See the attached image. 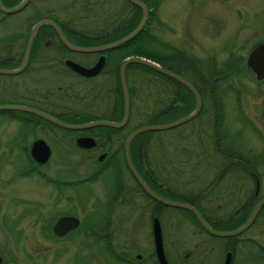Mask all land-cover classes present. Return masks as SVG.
I'll use <instances>...</instances> for the list:
<instances>
[{"label": "rangeland", "instance_id": "rangeland-1", "mask_svg": "<svg viewBox=\"0 0 264 264\" xmlns=\"http://www.w3.org/2000/svg\"><path fill=\"white\" fill-rule=\"evenodd\" d=\"M151 1L154 4L149 10L153 14L148 17L147 36L142 38L145 39L143 44L147 43L163 56L179 53L184 59L183 62L191 61L195 65V72L200 74H207V69L214 74L220 73L222 80L212 86L217 96L223 99V104L221 102L222 106L218 110L219 119L214 116L217 106L208 101L213 105L210 106L211 109L208 107L210 110L207 116L204 112L198 119H190L172 128L141 132L132 139L131 148L145 142L152 162L160 166L159 175L166 187L161 194L168 200L188 203L185 197L189 198L193 193H203L206 187L199 183L204 184L213 174L220 171L218 161L227 150H234L248 159L252 158L251 160L255 157L260 160L257 161L258 165L254 166V171L258 176V196L264 197V124L260 116L261 109L264 108V81L255 83L245 66L247 53L257 43L264 42V0ZM122 5V0H30L19 13L2 16L0 37L9 40L10 34L16 33L20 35L17 43L22 48L29 27L36 20L31 17L32 14L34 18L50 17L59 22L70 20L77 29L90 32L104 27L108 22H114L117 9ZM25 17L31 19L25 22ZM48 53L57 51L51 46L40 51L41 57L48 56ZM72 55L73 59L82 62L95 58L91 53ZM174 67L179 69L180 66ZM180 70L187 74L182 67ZM128 76L130 112L125 123L126 133L141 126L169 123L182 116L181 107L174 111L167 104L169 94H160L159 77L147 73L138 75L137 72ZM10 78L0 75V105L8 100L21 98L26 88L31 87L36 100L39 93L48 92V100L52 103L47 109L57 113L54 114L55 117L68 124H79L83 121L68 113H83L91 119H105L111 112L108 111L111 95L107 93L113 82L109 81L107 85L103 73L93 79L84 80L62 67L48 69L36 74L34 80L30 76L20 79L15 90L9 87L12 82ZM59 86L61 90H57ZM98 89L101 90L100 94ZM14 126L13 120L0 117V132L3 137L9 135ZM39 133L41 132L36 131V135ZM131 159L134 165L137 164L135 155H132ZM92 162L94 158L92 161L83 162V171H89ZM121 164L123 166V163H117L116 168L121 167ZM20 166L22 164L2 163L0 176H11V169ZM236 177L234 173L223 175L221 183L224 189L220 191L222 199L213 200V206L224 199L228 200V204L234 203V195L237 192H231L229 189L239 188L242 181L246 182L245 179L238 180ZM113 178V171L107 169L96 181L92 180L83 185L80 198L84 210L90 211L92 204L96 203V198H105L106 192L112 188ZM12 181L3 187L0 186V202L8 204L9 209L13 206L10 201L12 187L16 185L19 189H24L20 192L22 196L27 197L26 195L30 194L37 202L46 203L47 187L36 177L31 183L21 178ZM229 183L233 185L229 186ZM241 193L238 192L236 197ZM195 204L202 207L203 203L195 201ZM229 207L230 205H227L223 207L224 211L218 209L213 214L225 218L234 213ZM135 210L132 212V220L136 214L142 213L141 208ZM202 213L208 214L204 211ZM137 222L139 223L136 232L141 233L145 224L140 218ZM223 223L216 225L215 230L228 231ZM161 225L165 250L170 260L175 259L179 252L195 249L193 257L197 264L205 241L219 244L228 240L226 237H213L201 230L192 217L180 208L163 206ZM246 238L257 242L264 253V214L254 218L248 229L238 236L242 241ZM246 252L245 247L237 250L235 264H255L246 257ZM213 260L216 263L219 261L217 248ZM58 264H64L63 260ZM66 264H69V261ZM256 264H264V260Z\"/></svg>", "mask_w": 264, "mask_h": 264}, {"label": "flooded vegetation", "instance_id": "flooded-vegetation-1", "mask_svg": "<svg viewBox=\"0 0 264 264\" xmlns=\"http://www.w3.org/2000/svg\"><path fill=\"white\" fill-rule=\"evenodd\" d=\"M22 9L11 14L19 13ZM2 16L4 14L0 12V28H2L3 23ZM31 17L34 19L33 14ZM31 17H25V22H28ZM40 19H50L55 22L65 39L69 43L76 45L67 39L58 20L50 17H42L38 20ZM37 21L34 20L30 25L22 48L17 43L20 40V35L16 33L10 34L13 38L8 41L3 39V36L0 37V68H17L20 65L30 28ZM52 33L54 35L53 41H59L53 29ZM49 46L53 47L57 53H48V56L41 57L40 51ZM63 47L64 49L60 48L56 43L50 44L47 40H43L35 50L31 44L23 68L17 73L5 75L11 77L12 82L9 87L15 90L17 81L20 79L30 76L34 80L35 75L42 71L61 67L84 80L93 79L103 73L106 76V84L109 85L111 74L109 70H104L106 62V54L104 52L93 53L92 55H95V58L82 62L72 58V54H81L80 52L71 51L65 46ZM99 55L105 56L104 65L98 74L92 77L78 75L64 64L65 59H70L81 66L89 67L94 64ZM170 63L172 67L167 70L182 77L198 93L199 109L197 114L191 119H198L204 112L207 116L211 109L210 106L213 104L217 106V110L221 108L223 99L217 96V93L211 91L212 85L222 80L223 76L220 73L214 74L211 70H206L207 74L202 73L201 75L200 73L196 74L192 64L180 63L175 60ZM174 66L182 67L187 74L181 72L180 67L177 69ZM249 72L255 83L264 81V78L255 79L254 74L250 70ZM158 77L160 80V94H169L168 96H170L169 102H167L170 108L175 111L178 107H181L182 116L191 112L194 108L192 94L177 81L162 74H159ZM111 86L107 93V95H111L109 98L111 104L108 103V111H111L109 114L113 112L114 99L113 85ZM30 89L31 87L26 88V92L21 98L8 100L3 105L33 108L55 117L54 114L57 113L47 109V106L52 103L48 100L49 93H39L36 100L33 96V89ZM57 90H61V86ZM98 90L100 94L101 90ZM208 101L213 102V104H209ZM263 110L264 108L261 109L260 114H262ZM0 117L13 120L15 123L9 135L3 137L0 132V165L2 163L22 164L20 167L11 169V176H0V186L3 187V185L13 182L12 180L15 179L16 181L20 178L22 180L26 179L31 183L36 177L47 187L45 194L46 203L37 202L33 195L30 196V194H27V197L22 196L20 192L24 189H19L20 187L18 188L17 185L12 187L13 195L11 194L10 197L13 206L9 209L8 204L0 202V264H58L62 260L64 264L67 261H69V264H159L154 250V219L159 224L162 251L167 263L195 264V258L193 257L195 249L179 252L178 256L173 260H170L167 256L161 225L162 207L164 205L146 194L126 167L123 143L130 131L128 133L125 132V124L120 128L94 126L70 130L61 128L25 110H0ZM90 120L94 119L90 118L82 121V123ZM36 131L41 133L36 135ZM81 137L92 138L94 145L88 148L78 146L76 140ZM36 140H42L48 147V156L43 163L36 161L31 154L32 144ZM130 145L129 157L131 158ZM56 147L59 150H54ZM134 149L138 150V160L141 164L137 169L132 164L134 169L144 184L154 194L163 197L161 192L166 187H164L162 178L159 175L160 166L156 162H152L153 159L149 156L145 142L137 144ZM35 151H33L34 154ZM66 153H72V155L68 156ZM93 158L94 162L88 169L89 171H83L82 163L92 161ZM220 158H222L218 161L220 171L213 174V177L204 184L199 183L206 187L205 190L202 189L203 193H193L189 198L185 197L187 202L194 206L198 212L204 211L208 213L204 214L203 218L207 220V224L212 229L216 225L225 222L223 217H217L213 212L218 209V211H224L227 205H230V211L238 212L242 209L245 202L259 197L258 189L255 190L256 183L258 185V176L253 167L258 165L257 161L260 160L255 157L253 160L251 158L248 161H243L237 156H226L224 154ZM117 163H123V166L121 164V167L116 168ZM243 163L246 164L245 168L241 165ZM107 169H111L114 176L111 190L108 193L106 192L104 199L96 198V203L92 204L90 211L84 210L80 198L83 185L90 182L88 179L91 178L96 181ZM228 169L233 170L226 171ZM84 173L87 174L84 175ZM230 173H234L237 176L236 179H245L246 182L242 181L239 188L229 189L231 192H237L234 195L236 198L234 203L230 204V202L228 204V200L224 199L221 203H215L213 206V200L219 201L222 199L220 191L224 189L221 183L223 175ZM201 180L203 181L204 179L202 178ZM232 185V183H229V186ZM1 187L0 191H2ZM238 192L242 193L236 197ZM225 194L227 195V193ZM195 201L202 202L204 205L202 204V207H200L195 204ZM137 208H141L142 213L136 214L135 219L132 220V212L136 211L135 209ZM67 216L75 218L76 223L72 226H60L55 230L54 226L58 219ZM139 218L145 224L143 227L144 231L141 233L140 231L136 232ZM238 236L236 235L234 239L224 237L228 240L219 244L205 241L202 245V255L198 257L197 264L205 261L208 264H222L227 252L231 256L230 264H235V254L242 247H245L247 251L244 253L248 255L246 257H249L256 264L260 257L257 252V249L261 248L260 245L252 238H246L244 239L245 241L240 242ZM216 248L219 256L217 263L215 260L212 261ZM197 251L199 254L198 248ZM62 255L64 256L62 257Z\"/></svg>", "mask_w": 264, "mask_h": 264}, {"label": "water", "instance_id": "water-1", "mask_svg": "<svg viewBox=\"0 0 264 264\" xmlns=\"http://www.w3.org/2000/svg\"><path fill=\"white\" fill-rule=\"evenodd\" d=\"M28 0H19L16 4L6 7L3 6L2 3L0 2V12L3 14H11L19 11L22 9L26 4ZM130 4L138 7L141 11V16L140 19L137 23V25L126 35L111 41L107 42L104 44H99V45H94V46H77L69 43L63 34L61 33L60 29L56 25L55 22H53L50 19H40L37 22H35L32 27L30 28L29 34L27 36L26 42H25V48L23 52V57L20 65L17 68H0V74L4 75H10L17 73L20 71L23 66L25 65L27 54L30 50L34 35L38 28H40L43 25H47L51 27L55 34L57 35L59 41L63 46H65L68 50L75 51V52H80V53H98V52H104L108 49H113L116 48L117 46L129 41L132 39L136 34L139 33V31L143 28V25L147 19V8L146 6L140 1V0H126ZM105 61V56L104 55H99L97 60L94 62L93 65L89 67H84L81 66L80 64L70 60V59H65L64 64L77 73L78 75L84 76V77H92L98 74V72L102 69ZM129 64H138L142 65L144 67H147L149 69H152L153 71L162 74L168 78H171L172 80L177 81L181 85H183L193 96L194 98V108L191 112H189L186 115H183L179 117L178 119L171 121L169 123H164L160 125H146V126H141L137 127L133 130H131L126 138L124 139L123 143V151H124V160L126 167L130 171L131 175L134 177V179L138 182L140 187L148 194L150 197H152L154 200L158 201L164 206H169L173 208H180L188 211L195 221L198 223V225L201 227L203 231L208 233L209 235L216 236V237H231V236H236L246 230L256 214L258 213L260 207L264 204V197H260L255 204L253 205L248 217L244 220L243 223H241L238 227L228 230V231H218L215 229H212L207 222L204 220L202 215L198 212V210L192 206L189 203H181V202H174L171 200H168L166 198L160 197L156 194H154L141 180L139 177L138 173L134 169L130 157H129V144L132 141V139L139 133L145 132V131H151V130H162V129H168L172 128L174 126H177L179 124H182L185 121L190 120L193 118L199 109V97L197 91L191 86L187 81H185L182 77L179 75L161 67L154 61H151L149 59L143 58V57H126L124 58L119 66H118V80H119V85L121 89V94H122V114L121 118L117 121L113 120H107V119H94L90 120L88 122H83L79 124H68L65 122H62L55 117L48 115L42 111L33 109V108H28V107H22V106H17V105H0V110H11V109H18V110H25L28 111L32 114H35L36 116H39L48 122L55 124L61 128L64 129H70V130H77V129H85V128H91L94 126H105V127H110V128H120L122 127L127 119H128V113H129V99H128V92L126 88V83H125V77H124V71L127 65ZM245 66L254 74L255 79L260 80L264 78V42L257 43L246 55L245 57ZM262 121L264 123V110L262 111L261 114ZM76 143L78 146L83 147V148H88L90 146L94 145L93 139L90 137H81L76 140ZM37 152H36V151ZM35 151V154L34 152ZM31 154L34 156L35 160L43 163L48 156V147L44 144L42 140H36L31 147ZM258 189V185L256 183V187ZM76 223V219L73 217H61L58 219L57 223L54 226V229L56 230L60 226L64 225H73ZM153 236H154V250L156 254L157 261L159 264H168L167 261L165 260L163 251H162V246H161V237H160V229H159V224L156 219L153 220ZM231 256L230 253L227 252L226 256L222 262V264H230Z\"/></svg>", "mask_w": 264, "mask_h": 264}, {"label": "trees", "instance_id": "trees-1", "mask_svg": "<svg viewBox=\"0 0 264 264\" xmlns=\"http://www.w3.org/2000/svg\"><path fill=\"white\" fill-rule=\"evenodd\" d=\"M19 0H1V3L3 6L9 7L12 6L14 4H16ZM30 0L27 1V4L29 3ZM123 1V5L120 6L117 9V15L116 18L114 20V22H108L104 27H101L100 29L97 30H91L90 32L88 31H82L77 29L74 23H71L70 20L65 21V22H59L60 23V27L62 29V31L64 32V34L66 35L67 39H69L71 42L75 43L76 45L79 46H94V45H99V44H104L107 42H111L114 41L124 35H126L127 33H129L138 23L140 16H141V11L138 7L130 4L129 2H127L126 0H122ZM147 8V19L143 25V28L139 31L138 34H136L132 39H130L129 41L117 46L116 48L113 49H108L106 51H104V53L106 54V62L104 65V68H107L106 70L110 71L111 74V81L113 82V91H114V99H113V112L111 114H108V117H106L105 119H109V120H119L121 118V114H122V94H121V89H120V85H119V80H118V66L120 64V62L126 58V57H143L146 59H149L151 61H154L155 63H157L158 65H160L161 67H164L166 69H171V63L172 61H178L180 63H185V64H192L193 63L191 61H186L183 62V57L178 53L176 55H170V56H163L160 55L155 49H153L152 47H149V45L146 43V45H144L143 43H145V39H142L144 37V35L147 36L146 34V27L148 24V17L149 15L153 14L152 12H150L149 7L153 6L154 2L151 0H140ZM26 4V5H27ZM85 9V7H84ZM87 10V9H86ZM36 19V21L39 18H34ZM53 33H52V29L47 26V25H43L40 27V29L37 31L33 43H32V48H34L35 50L39 47V45L42 43L43 40H47L48 43L50 44H58V46L62 49H64V47L60 44V42L58 40H54L53 41ZM12 35H10L9 40H12ZM153 40V37H152ZM8 41V40H7ZM93 54V53H91ZM195 68V65H194ZM212 68V67H211ZM247 68V67H246ZM210 70V69H207ZM137 72L138 75L140 74H152L155 76H159V73L153 71L152 69H149L147 67H144L142 65H138V64H129L126 66L125 68V83H126V88H127V92H128V99H129V112H130V89L129 86H127V78L129 77L128 75H130L131 73ZM200 72H196V74H198ZM202 75V73H201ZM198 86V85H197ZM211 91L214 92V86L212 87ZM217 112H215V118L219 119V112L218 110H216ZM70 114V116H76L80 119H82L83 121L89 120L90 118L87 116H84L81 113H68ZM129 115V113H128ZM132 143V141L130 142V144ZM131 151V158L132 155L136 156V163L135 165H137V167L132 164L137 168H139L140 161L138 160V156L139 153L137 152V149L134 148H130ZM226 156H237L239 157L241 160L243 161H248L250 159L246 158L245 156L241 155L240 153L234 151V150H227L226 152L222 153ZM130 158V159H131ZM132 161V159H131ZM242 166H244V168L246 167V164H241ZM253 170H255V168L253 167ZM94 178L88 179L89 181L93 180ZM260 197L258 198H254L251 201L245 202L242 209L238 212H234L233 214H230L229 216L224 218V225H226L227 230H231L234 229L235 227L239 226L241 223L244 222V220L248 217L253 205L255 204L256 200H258ZM186 213H188L192 219L194 220V222L196 223V225L201 229V227L198 225V223L195 221V219L193 218V216L186 210H184ZM199 213L202 215V217H204V214L199 211ZM262 214H264V204L260 207L258 213L256 214V216L254 217L255 219H257L258 217H260ZM205 221H207L206 219H204ZM251 225V224H250ZM214 229H216L215 227H213ZM202 230V229H201ZM238 236V235H237ZM230 239H234L236 238V236H231L229 237ZM242 240H240L241 242ZM258 255L259 257V261L260 260H264V253L261 252V249L258 248Z\"/></svg>", "mask_w": 264, "mask_h": 264}]
</instances>
